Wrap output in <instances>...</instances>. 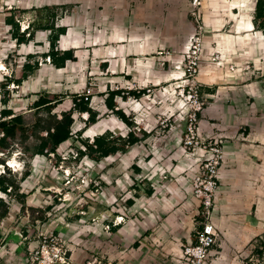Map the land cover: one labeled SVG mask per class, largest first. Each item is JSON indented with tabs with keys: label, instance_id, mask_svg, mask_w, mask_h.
<instances>
[{
	"label": "rangeland",
	"instance_id": "1",
	"mask_svg": "<svg viewBox=\"0 0 264 264\" xmlns=\"http://www.w3.org/2000/svg\"><path fill=\"white\" fill-rule=\"evenodd\" d=\"M229 1L0 0V64L9 67L0 65L1 109L32 126L37 116L51 111L60 117L73 108L74 97L88 95L98 114L97 123L86 127L88 114L74 112L73 135L55 154L28 152L39 143L6 122L10 131L0 163L15 160L17 173L5 177L18 189L3 201L8 214L0 231L14 237L0 242V264H50L58 250L70 264H142L140 253L119 259L118 243L102 254L97 239L112 241L111 226L117 225L134 231L135 249L149 235L153 244L179 248L187 230L194 239L210 219L217 243L208 264H264L253 254L255 238L264 234V44L254 32L250 45L240 43ZM257 1L249 2L251 17L264 9ZM62 3L70 7L57 20L67 26L57 46L73 49L76 59L57 70L43 56L49 31L38 25L34 40L18 45L3 18L17 4L12 12L28 33L38 20L36 8ZM170 6L176 10L165 8ZM228 37L237 41L230 54ZM29 54L39 67L22 80ZM142 89L140 98L126 94ZM111 92H125L126 98L121 93L113 102L131 125L106 107ZM43 96L52 103L35 109ZM107 131L147 137L105 158H76L85 150L77 136L92 143ZM103 232L108 236L102 238ZM150 264L187 263L180 253L161 250Z\"/></svg>",
	"mask_w": 264,
	"mask_h": 264
},
{
	"label": "trees",
	"instance_id": "2",
	"mask_svg": "<svg viewBox=\"0 0 264 264\" xmlns=\"http://www.w3.org/2000/svg\"><path fill=\"white\" fill-rule=\"evenodd\" d=\"M264 1L258 0L256 7H263ZM70 6L67 4L58 5V6H45L42 8H38V20L31 24V31L26 33L25 31L21 32L19 17L16 16L15 8H12L10 14L5 17L6 25L11 27L12 33L18 38V45L21 43L27 44L30 41H33L35 38V30L37 26L40 25L42 30L49 31L48 41H49V49L47 53H44L43 56L45 58L49 57L51 60V64L58 69H63L66 67L67 62L75 61L76 56L73 49L62 50L59 49L57 44L59 42V38L61 35L66 33L65 26H58L57 20L62 17L66 10H68ZM19 10V8H18ZM61 11V15L58 14V11ZM253 23L255 25L256 30L264 31V9H256L254 12ZM28 34V36H27ZM37 60V56L35 54H29L27 56L26 62L22 65V74L21 79L26 80L30 75H32L39 67ZM107 64H103V68L106 69ZM11 80L7 79L6 84H1V87L5 88L6 85L9 84ZM13 83H17L20 85V80H14ZM122 93V98H126L127 95H131L135 98H140L145 95L146 90H130L128 92H111L108 94L106 98V107L114 112L124 123L127 125H131V121L126 117V115L121 110L115 111V103L113 99L115 95H120ZM90 96H80L73 98V108L70 111H65L61 113V116L58 117L55 113H51V111H47L45 116H37L34 120L32 126H28L25 123V119L22 115L14 116L11 121V128L17 127L19 134L24 139H29V137L33 136L35 140L39 143L35 148L31 150H27L32 154L40 153L44 150H47L51 154H55L57 149L63 145L70 137H72V125L74 124V112L78 113H87L88 117L85 120V126L94 125L97 123V112H95L90 104ZM5 102V100H4ZM52 100H50L47 96L40 97L37 101L34 102V108L37 110L44 109L47 105L51 104ZM4 115H13L11 110H4ZM200 118L199 113H195V119ZM31 127V129H29ZM3 128L6 133V138L2 141L1 145L4 144L9 136V126L7 123H4ZM46 131V136H42L41 132ZM147 137V133H142V136L132 135L126 137H115L112 132H106L101 134L100 136H96L93 139L92 143H88L84 141L80 136H77V139L84 146V152H80L77 154L76 158L78 160L81 159L84 153L90 154L93 158L100 159L105 158L110 155H115L118 152L126 151L128 145H134L138 143L140 140L145 139ZM3 146V145H2ZM134 170L139 173V168L134 166ZM28 172L25 176H28ZM8 187H12V190L18 189V184L13 178H7L5 176H0V190L6 191ZM147 196H151L153 193L152 188H147L145 191ZM127 205L132 206L134 204L133 200L128 199L126 201ZM0 207L2 211L0 213V221L7 217V207L3 201H0ZM112 229L116 226H111ZM4 235L0 231V242L4 240ZM253 254L257 258L259 262H263L264 260V234L263 236H257L255 238V247L253 249Z\"/></svg>",
	"mask_w": 264,
	"mask_h": 264
},
{
	"label": "built area",
	"instance_id": "3",
	"mask_svg": "<svg viewBox=\"0 0 264 264\" xmlns=\"http://www.w3.org/2000/svg\"><path fill=\"white\" fill-rule=\"evenodd\" d=\"M204 0H191L194 6H200ZM11 29V27H10ZM26 28L23 29L25 31ZM191 50V49H190ZM48 63H51L49 57L46 58ZM6 69V66L5 68ZM8 74H4L6 76ZM3 77V76H2ZM2 106V95L0 89V148L2 141L6 138V133L3 128L4 123L10 121L14 115H4ZM18 156V155H17ZM3 157V151L0 149V159ZM10 160L6 161L4 164L0 163V176L9 175V171H13L14 173L18 170L15 167L9 168L7 165ZM214 168H212V172ZM12 187H8L6 191L0 190V201H6V198L12 193ZM196 241L190 242L181 246V257L187 264H208L210 257L213 253L214 247L217 243V226L210 219L208 220L202 228L196 233ZM50 264H70L67 253H62L59 250L54 254L53 257H50ZM102 264V261H97L91 263L87 262V264Z\"/></svg>",
	"mask_w": 264,
	"mask_h": 264
},
{
	"label": "crops",
	"instance_id": "4",
	"mask_svg": "<svg viewBox=\"0 0 264 264\" xmlns=\"http://www.w3.org/2000/svg\"><path fill=\"white\" fill-rule=\"evenodd\" d=\"M159 1H161V0H159ZM165 1H167V0H165ZM176 1H184V0H176ZM224 4H226V3H224ZM12 5H15L14 6L15 9H17V7H18L17 4H12ZM62 5H63V3H62ZM46 6H51V5L48 4ZM227 7L229 9L230 4H228ZM165 8L168 9L169 11H172V12L176 10L174 7H171V6L170 7H165ZM36 9H38V8H36ZM253 11H255V10H253ZM3 19H4L3 20L4 21V24H6L5 23V17ZM253 19H254V16H252V19H251L252 20V23H253ZM253 25H254V23H253ZM8 27H10V26H8ZM65 27H67V26H65ZM254 28H255V25H254ZM257 31H260V32H262V34H264V31H261V30H257ZM257 31H255L254 33L256 34ZM228 39L229 40L231 39V41H232L231 43L230 42L229 43L226 42L228 44V47H227L228 50H227V52H228V54H230L231 50L234 49L235 45H237V41L236 40H233L232 37L231 38L228 37ZM228 39H227V41H228ZM262 44H264V42ZM229 56H231V55H229ZM2 64H4V63L2 62L0 65H2ZM4 65L6 66V68H9L7 66V64H4ZM110 234H111V237H112V241H103V239H97L96 245H97V247L100 248V252L102 254L104 253L103 251L105 249H108L110 247V243L114 242L115 244L118 243V245H117L118 247L117 248L120 249L118 252H120L121 254H123V255L120 256L119 259H122L125 255H126V257H132L135 253H138V254L140 253L141 256H142L141 257L142 258V264H150L151 263V260H153V254L155 253V251H161V250H163L164 252H166L168 254L174 253V252H178V253L181 254V246L182 245H185L187 243L195 242L196 241L195 235H194V239H193L190 230H187V232H185V234L181 236L182 242L180 241L179 248H177L175 246L172 247V245H167V244H164L162 242H160L157 245L156 244H153L151 242V239H150L151 238V235H149L150 238L147 237V236H145V240H143V241L138 240V243H140V245L138 246L137 249H135L134 248V244H132V243H134L136 241L135 240V234H134V231L133 230H131L129 228H123L122 229V228H119L116 225V227H114L112 229V232ZM106 236H108V234H106V233L103 232L102 233V238L103 237H106ZM4 237H5L4 240H6V238H11V237H14V236H13V234H7ZM135 245H137V244H135ZM81 251H82V253H87V250H84V251L81 250ZM101 256H103V255H101ZM80 258L81 259H87L88 258V255L86 254L84 257H83V255L82 256L80 255ZM72 264H80V262L77 261V262H74ZM114 264H134V262H131V261H128V260L122 262V261L119 260V261L114 262Z\"/></svg>",
	"mask_w": 264,
	"mask_h": 264
},
{
	"label": "bare ground",
	"instance_id": "5",
	"mask_svg": "<svg viewBox=\"0 0 264 264\" xmlns=\"http://www.w3.org/2000/svg\"><path fill=\"white\" fill-rule=\"evenodd\" d=\"M250 0H230L228 4H230L229 7V15H233V17L236 19V24L233 27L235 31L238 32L239 37L238 39L240 40V43L242 42L244 45H250V42L248 41L249 39H253L254 37H251L250 32H255L257 31L254 28V25L252 23V17L248 15V12L251 11V6H250ZM236 12H239L238 17L235 16ZM248 33L246 37L244 38L242 34ZM255 34V33H254ZM258 42L263 43L264 42V34L262 32L257 31L256 33ZM228 43L232 42L231 39L227 41ZM2 68H5V65L2 64ZM64 69V68H63ZM57 70H62L58 69ZM98 128V125L94 127L96 130ZM15 160H10L9 164L7 165L9 168L15 167Z\"/></svg>",
	"mask_w": 264,
	"mask_h": 264
}]
</instances>
